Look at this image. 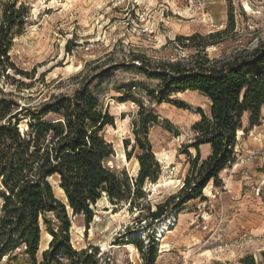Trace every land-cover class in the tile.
Returning <instances> with one entry per match:
<instances>
[{
    "label": "rangeland",
    "instance_id": "1",
    "mask_svg": "<svg viewBox=\"0 0 264 264\" xmlns=\"http://www.w3.org/2000/svg\"><path fill=\"white\" fill-rule=\"evenodd\" d=\"M17 1L27 5L28 16L9 54L33 78L14 75V80L2 78L0 85L13 93L19 105H35L87 87L101 109L107 108L113 117V124L102 131L114 150L108 164L133 180L138 172L139 149L133 138L138 105L157 116L147 134L159 165L157 180H146L141 187L144 196L131 195V206L129 200L112 204L100 199L87 226L82 218H72L73 249L79 254L95 253L92 264H243L248 257L256 264L264 262V106L256 125L250 126L248 114H243L244 131H238V138L236 133L233 160L220 171V184L210 181L209 192L202 191V198L176 208L156 228L155 238L156 223L149 230V213L182 186L190 167L187 155L195 154L191 144L192 127L200 119L197 110L208 114L209 102L189 90L162 102L153 100L149 95L157 89V81L132 67L140 65L133 55H143L151 65L187 58L194 50L174 44L176 35H206L225 28L230 16L233 30L217 45L207 47L206 53L212 58L255 47L264 41V0H206L205 16L188 10L182 0ZM24 125L25 121L20 124L22 131ZM199 149L201 160L210 153L208 144ZM50 182L55 195L62 197L57 181ZM164 227L166 235L161 239ZM45 233L40 237L38 263L49 243L45 245ZM136 236L133 243L131 237ZM152 242L155 256L150 261L146 246ZM136 244L146 250L144 255ZM13 254L0 264H29L22 249ZM59 259L63 264L75 260L63 255Z\"/></svg>",
    "mask_w": 264,
    "mask_h": 264
},
{
    "label": "trees",
    "instance_id": "2",
    "mask_svg": "<svg viewBox=\"0 0 264 264\" xmlns=\"http://www.w3.org/2000/svg\"><path fill=\"white\" fill-rule=\"evenodd\" d=\"M25 16L28 7L24 3L0 0V80H14V75L33 78L17 67L9 54L14 36L25 25ZM233 26L230 16L225 28L206 35H176L174 44L194 50L187 58L151 65L143 55H133L132 60L140 65L132 67L157 81V89L149 95L153 100L162 102L174 93L189 90L209 102L208 114L197 110L200 119L192 127L191 144L195 154L191 158L186 151L190 167L182 186L149 213V230L156 225L155 238L156 228L176 208L202 198L203 188L210 181L216 186L220 184V171L233 160L243 114H248L250 126L259 122L264 106V41L228 56L211 58L205 51L222 41ZM138 106L133 124L134 147L139 149L138 172L133 180L124 170L118 171L108 164L114 150L102 131L113 124V117L107 108L101 109L97 97L87 87L25 106L19 105L13 93L0 85V260L6 257L10 261L15 256L13 251L22 249L29 264H63L60 255L74 258L72 264L93 263L95 253L79 254L71 246L72 218H82L87 226L94 216V206L102 198L112 204L129 200L131 206V195L141 198L144 182L158 178L159 165L147 139L148 129L157 122V116L143 104ZM203 144L209 145L210 153L201 160L199 147ZM126 157L130 158V152ZM50 179L57 181L62 197L55 195ZM42 232L50 234L51 239L38 263ZM131 238L136 243L138 237ZM136 246L144 255L142 245ZM146 248L153 261L154 243ZM243 264L256 263L248 257Z\"/></svg>",
    "mask_w": 264,
    "mask_h": 264
},
{
    "label": "built area",
    "instance_id": "3",
    "mask_svg": "<svg viewBox=\"0 0 264 264\" xmlns=\"http://www.w3.org/2000/svg\"><path fill=\"white\" fill-rule=\"evenodd\" d=\"M188 10H192L194 14L205 16L207 14L206 0H182Z\"/></svg>",
    "mask_w": 264,
    "mask_h": 264
},
{
    "label": "bare ground",
    "instance_id": "4",
    "mask_svg": "<svg viewBox=\"0 0 264 264\" xmlns=\"http://www.w3.org/2000/svg\"><path fill=\"white\" fill-rule=\"evenodd\" d=\"M172 182V181H171ZM211 185V182H209L205 187H204V189H203V191L204 192H206V193H208L209 192V186ZM58 189V188H57ZM58 191H60V189H58ZM62 191V190H61ZM168 219V218H167ZM167 219H165V220H167ZM167 226V225H166ZM160 227V226H159ZM165 228L166 227H164V228H162L161 230H160V233H161V239L166 235V232H165ZM168 232V231H167ZM160 236V235H159ZM44 237L46 238V243H45V245H47V243H48V241H50V239H51V235L50 234H48V233H45L44 234ZM41 246V245H40ZM167 245H165V244H162V246L161 247H166Z\"/></svg>",
    "mask_w": 264,
    "mask_h": 264
}]
</instances>
